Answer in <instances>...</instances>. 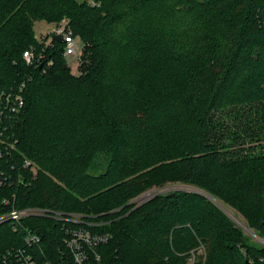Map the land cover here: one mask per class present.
<instances>
[{
    "label": "trees",
    "instance_id": "1",
    "mask_svg": "<svg viewBox=\"0 0 264 264\" xmlns=\"http://www.w3.org/2000/svg\"><path fill=\"white\" fill-rule=\"evenodd\" d=\"M0 112V264H264V0H0Z\"/></svg>",
    "mask_w": 264,
    "mask_h": 264
},
{
    "label": "built area",
    "instance_id": "2",
    "mask_svg": "<svg viewBox=\"0 0 264 264\" xmlns=\"http://www.w3.org/2000/svg\"><path fill=\"white\" fill-rule=\"evenodd\" d=\"M54 35L60 34L62 36V41L64 42V51L63 55L69 57L75 55L78 49V42L76 38L72 35V32L67 26L64 25V22L57 25V29L53 32ZM23 58L26 62H39L44 58V55L37 52L36 49L30 48L23 52ZM22 86L18 87V92L12 93L8 92L5 94L7 105H9V110L17 111L19 107L23 105V99L21 97ZM1 113V112H0ZM25 165H30V162L26 160ZM42 213L41 209L38 208H26V209H15L11 210L8 214L3 215L0 219L12 218L19 219L22 216H27L30 214ZM108 238L105 234H96L91 233L83 227L78 229L71 230L69 232V237L66 239L67 246L73 255L75 264H90L89 255L93 254L90 252L100 243L106 241ZM87 248V250H86ZM90 254H89V253ZM95 260H99V255L94 253ZM33 260L29 256L24 257L23 264H31ZM188 264H195L194 257H190Z\"/></svg>",
    "mask_w": 264,
    "mask_h": 264
},
{
    "label": "rangeland",
    "instance_id": "3",
    "mask_svg": "<svg viewBox=\"0 0 264 264\" xmlns=\"http://www.w3.org/2000/svg\"><path fill=\"white\" fill-rule=\"evenodd\" d=\"M33 29H34V33H35L36 38L42 39L45 36H47L48 34L51 36V34L57 29V24L54 22L47 21V20H43V19L39 20L38 19V20H35ZM76 41L78 42L77 38H76ZM75 57L76 56H69L67 58H69V65L71 67V71L74 73H77L78 62H77V60L74 59ZM173 188L192 189L188 186L183 185L180 182H175V183L174 182H172V183L168 182L162 188H154L153 187V188H150V189L144 191L143 193H141L139 196H137L132 201L135 205L138 206L139 204L143 203L144 201H146L150 197L154 196L155 194H158L160 192H164V191H167V190L173 189ZM224 211L231 217V219L235 222V224L242 226V227H245V225H244L245 221L243 220V218H241L240 215H238L236 217L235 216V215H237L236 212H234L233 210H231L230 208H227V207H226V209L224 208ZM1 220H2V218L0 219V221ZM251 235H253V234H251ZM197 254L203 256L204 255V249L198 250Z\"/></svg>",
    "mask_w": 264,
    "mask_h": 264
},
{
    "label": "water",
    "instance_id": "4",
    "mask_svg": "<svg viewBox=\"0 0 264 264\" xmlns=\"http://www.w3.org/2000/svg\"><path fill=\"white\" fill-rule=\"evenodd\" d=\"M53 38L56 39V40H58L59 42L62 41V36H61L60 34H58V35H53ZM215 203H216L219 207H221L222 209H224V207H223L220 203H218V202H216V201H215Z\"/></svg>",
    "mask_w": 264,
    "mask_h": 264
}]
</instances>
